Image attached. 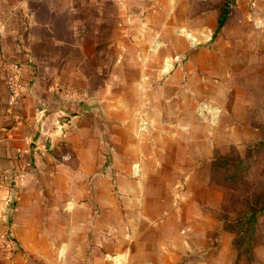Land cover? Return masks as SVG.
Instances as JSON below:
<instances>
[{
    "label": "crops",
    "instance_id": "1",
    "mask_svg": "<svg viewBox=\"0 0 264 264\" xmlns=\"http://www.w3.org/2000/svg\"><path fill=\"white\" fill-rule=\"evenodd\" d=\"M220 2L0 0V264L244 263L202 174L264 137V0Z\"/></svg>",
    "mask_w": 264,
    "mask_h": 264
},
{
    "label": "rangeland",
    "instance_id": "2",
    "mask_svg": "<svg viewBox=\"0 0 264 264\" xmlns=\"http://www.w3.org/2000/svg\"><path fill=\"white\" fill-rule=\"evenodd\" d=\"M247 94L251 97L249 119L264 136V87ZM197 108L204 121L214 123L216 107L203 102ZM228 149L222 153L214 147L202 174V181L220 193L221 203L213 210L206 206L202 210L216 214L232 233L235 257L244 263L231 264H264V137ZM6 233V229L1 232L0 242L11 251L15 247L8 244L12 237Z\"/></svg>",
    "mask_w": 264,
    "mask_h": 264
},
{
    "label": "built area",
    "instance_id": "3",
    "mask_svg": "<svg viewBox=\"0 0 264 264\" xmlns=\"http://www.w3.org/2000/svg\"><path fill=\"white\" fill-rule=\"evenodd\" d=\"M18 73H19V67L16 66L15 64L10 65L9 67V72L6 76L7 78V83L9 84V87L11 89V94L14 96L17 94L18 88H19V83H18ZM15 178V177H14ZM4 175L3 173L0 171V186L2 185L3 181H4ZM12 200V198L10 199ZM1 220L3 222H9V219L6 215H4ZM7 235V233H6ZM9 242H11L12 244V240L8 239V244Z\"/></svg>",
    "mask_w": 264,
    "mask_h": 264
},
{
    "label": "trees",
    "instance_id": "4",
    "mask_svg": "<svg viewBox=\"0 0 264 264\" xmlns=\"http://www.w3.org/2000/svg\"><path fill=\"white\" fill-rule=\"evenodd\" d=\"M233 0H221L217 6V26L215 32L225 23L228 14L231 12Z\"/></svg>",
    "mask_w": 264,
    "mask_h": 264
}]
</instances>
